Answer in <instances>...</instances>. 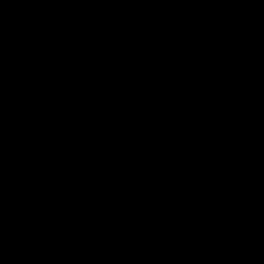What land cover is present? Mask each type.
I'll return each instance as SVG.
<instances>
[{
	"label": "trees",
	"instance_id": "obj_1",
	"mask_svg": "<svg viewBox=\"0 0 264 264\" xmlns=\"http://www.w3.org/2000/svg\"><path fill=\"white\" fill-rule=\"evenodd\" d=\"M115 39L144 65L109 79ZM21 64L49 73L0 79V264H264V0H0V75ZM79 102L142 139L32 130Z\"/></svg>",
	"mask_w": 264,
	"mask_h": 264
},
{
	"label": "rangeland",
	"instance_id": "obj_2",
	"mask_svg": "<svg viewBox=\"0 0 264 264\" xmlns=\"http://www.w3.org/2000/svg\"><path fill=\"white\" fill-rule=\"evenodd\" d=\"M56 0H32V2L38 4L39 6H48ZM253 1V0H250ZM44 6V7H45ZM120 17H129L128 9L125 6H110L103 13V20L105 22L112 21L114 19H119ZM143 29H150L151 35H157L161 32L160 28H155L154 23L148 25H143ZM128 41H121L120 39L112 40L108 45L106 50L97 59L98 68L101 73L109 79H116L123 75L133 72L136 68H142L144 61L135 65H130L128 60L131 54V49L129 48ZM136 46L138 44H135ZM30 68H35L40 71L43 76H48L49 67L45 64H34L27 65L21 64L16 69L11 72H3L0 75V79L14 80L23 72L29 70ZM53 82L48 79L45 87H48ZM105 85H99L95 88L91 86L85 87L79 94L81 97L88 95L93 91H104ZM83 110V104L81 102L76 103L74 108L68 112H39L37 111L35 115V126L32 130L43 136H61L68 134L76 135H96L104 136L107 139H123L130 143L139 142L142 137L133 134H123V135H110L108 133L100 134L99 132L92 133L87 129L85 124L82 122L81 113Z\"/></svg>",
	"mask_w": 264,
	"mask_h": 264
},
{
	"label": "water",
	"instance_id": "obj_3",
	"mask_svg": "<svg viewBox=\"0 0 264 264\" xmlns=\"http://www.w3.org/2000/svg\"><path fill=\"white\" fill-rule=\"evenodd\" d=\"M45 5L43 4V5H41L40 7H41V9L44 7Z\"/></svg>",
	"mask_w": 264,
	"mask_h": 264
}]
</instances>
